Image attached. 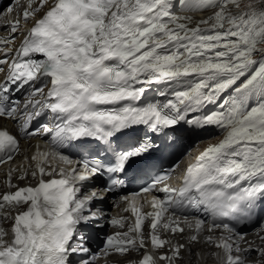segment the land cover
Returning a JSON list of instances; mask_svg holds the SVG:
<instances>
[{"label": "snow or ice", "instance_id": "6c2138e0", "mask_svg": "<svg viewBox=\"0 0 264 264\" xmlns=\"http://www.w3.org/2000/svg\"><path fill=\"white\" fill-rule=\"evenodd\" d=\"M177 11L207 15L194 23ZM29 20L19 46L11 47L21 21ZM4 27L10 35L0 37V72L7 65L0 118L20 126L15 134L0 130V164L13 160L20 137L49 138L51 152L31 157L34 185L11 184L16 169L9 170L8 187L16 190L0 195V220L13 222L0 227V264H96L101 255L141 250L130 264H176L186 245L160 233H183L177 213L188 208L208 218L187 224L189 245L200 242L207 223L208 233H221L203 238L223 253L221 264H245L253 253L259 260L249 264H264V247H253L241 230L255 218L264 241V0H27ZM154 85L167 88L157 89L164 102L146 98ZM209 106L215 110L193 115ZM43 116L52 123L33 128ZM181 123L213 126L221 138L173 187L175 168L160 171L152 160L158 134ZM140 128L143 137H134ZM121 136L130 139L121 144ZM90 142L99 151H76ZM49 155L69 167H46ZM130 170L142 184L119 200L135 221L112 218L108 225L127 230L101 239L91 225L103 211L92 207L123 189ZM28 176L24 169L17 178ZM98 177L106 179L85 191ZM142 194L151 195L145 203L152 211L137 206Z\"/></svg>", "mask_w": 264, "mask_h": 264}, {"label": "bare ground", "instance_id": "6f19581e", "mask_svg": "<svg viewBox=\"0 0 264 264\" xmlns=\"http://www.w3.org/2000/svg\"><path fill=\"white\" fill-rule=\"evenodd\" d=\"M189 16H192L193 22H195L198 19L202 18L204 15H202L201 13H190ZM0 126H6L10 131H15V124L12 121H9L5 118H0ZM37 152L40 153L47 152L43 143L40 140L36 141L35 139H30L21 142L20 152L13 159V162L10 165H7V167L4 169V172L2 173V175H4L6 178L5 185L7 189H12L8 187V182H9L8 174L10 169H16V171H14L11 175V184L19 187H23L30 184L34 185L36 183V181L31 178L30 173L34 167V162L31 161V157ZM49 165L55 166L57 167V169H59L60 167H64V168L69 167L68 165H63L58 159L53 158L51 155L48 156L47 164L45 166L48 167ZM24 169L28 170L29 176L25 180H19L17 177H19L23 173ZM97 209L100 208H92L93 211H96ZM17 211L18 210L13 209L10 210L8 213L10 216L13 217L15 216ZM119 216L124 218L126 223H129L127 222L128 219H126L128 216V212H122L118 215V217ZM179 219L181 221V226L184 227L185 229L183 233L172 234L171 232L164 233L163 231H161L160 233L161 237L164 239H171L173 243L179 242V243H184L186 245L185 250H183L181 253L182 258L178 260L176 264H221L220 256H222L223 253L220 252V250L215 248L213 245H208L203 242V238L205 236L207 235H213L214 237L219 236L221 234L220 231L217 230L214 233H208L207 232L208 227L203 226V230L199 234L200 242L192 243L189 245L187 241H188V237L192 234V232L187 228V224L190 222L194 225L195 220L191 218H181V217H179ZM93 225H96V223H93ZM0 227L4 228L5 230H9L11 227V221L9 220L8 222H1ZM248 237L254 238V241H248V242L253 244L255 247H264V241L260 239L257 233L245 236V240ZM243 244L244 242H241L240 246ZM94 250L97 252L99 251L97 248H94ZM213 253H219V255L218 256L213 255ZM116 259L118 258L114 256L105 257L101 255L100 258L96 261V263L103 262V264H108L110 260H116ZM257 259L259 260L258 256ZM159 264H163V262H159Z\"/></svg>", "mask_w": 264, "mask_h": 264}, {"label": "clouds", "instance_id": "9594fccd", "mask_svg": "<svg viewBox=\"0 0 264 264\" xmlns=\"http://www.w3.org/2000/svg\"><path fill=\"white\" fill-rule=\"evenodd\" d=\"M255 259L258 260V259H257V256L255 257Z\"/></svg>", "mask_w": 264, "mask_h": 264}]
</instances>
